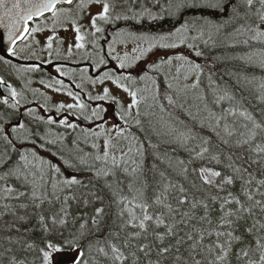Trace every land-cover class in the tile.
<instances>
[{"label":"snow or ice","instance_id":"snow-or-ice-1","mask_svg":"<svg viewBox=\"0 0 264 264\" xmlns=\"http://www.w3.org/2000/svg\"><path fill=\"white\" fill-rule=\"evenodd\" d=\"M59 2L60 0H45L40 5H30L19 18H31L34 10L42 12L44 9L52 10L53 16L58 18L55 6ZM73 2L74 0H63L67 5H72ZM4 3L5 0H0V6ZM92 3L102 6L100 12L91 16L90 26L94 29L92 35L95 36L103 31L97 26L98 21H109L116 4L114 0H80L79 7L83 10ZM256 4L260 7L256 8ZM169 7L175 8L177 13L196 9L227 13L231 9L232 19L244 21L235 29L238 35L251 32L253 35L250 39L264 41V0H241L240 4L236 0H170ZM20 8L18 0H14L8 12ZM114 18L120 19L121 16L116 14ZM124 19L128 17L124 16ZM15 30L13 24L10 39ZM74 30L75 47L82 49L85 45L81 42L84 40L81 28L77 26ZM186 31L187 25L176 29L177 34ZM202 36L203 32L200 37L193 39ZM185 39L181 35V43ZM208 39L212 40V36L209 35ZM48 40V47L51 48L53 37H48ZM243 43L247 44L248 40L245 39ZM160 46L177 47L176 44ZM151 47L153 46L142 51L141 56L150 51ZM136 50L133 49L134 52ZM112 51L114 49L109 51V56ZM9 54L15 55V50L10 49ZM196 55L201 53L197 52ZM112 59L119 61V69L130 66L126 63L129 59L127 53L123 57L112 56ZM139 59L140 56L134 57V60ZM177 59L186 60V57L178 56ZM106 63L101 57L100 64ZM168 63H171L170 59ZM189 68L196 73L202 71L199 64L191 62ZM121 79L131 77L117 76L113 79L105 72L100 83L112 80L117 87L129 91L120 83ZM0 83H3L2 79ZM198 84L199 75L191 88L195 89ZM260 88L264 89V83L260 84ZM129 94L132 96V103L128 105V112L120 114L121 119L130 116V110L138 104L136 92ZM17 95L13 89L11 96L15 102L9 105L8 99L2 101L9 109L16 111L10 114L0 113V201L15 202L0 203V218L8 215L12 217L10 222L4 220L0 223V264H28L20 254L33 250L40 253L41 264H54V254L64 250L65 241H68L69 249L75 245L71 264H92L87 259L89 255L93 257L95 264H264V119L257 120L247 109L237 108L235 105L221 109L219 113L205 105L206 115L203 120L208 121L207 126L212 129L215 142L212 137L199 136L188 127L170 128L168 134L176 143L185 147L189 153L188 160L177 159L173 162L171 157L165 159L155 155L156 162L150 167L145 165L143 144L136 143L134 147L128 146L125 149L120 141L129 140V137L125 135L123 127L114 125L116 136L112 137L109 130L100 124L97 126L100 130L93 131L92 135L96 138L105 137L103 151L92 157L94 163L88 169L93 170V179L104 182L103 188L96 189L91 180L86 184L77 175L61 179V167L50 162V170L46 173L43 169L45 162L42 161L40 165L34 162L39 159L35 151L29 153L19 147L28 142L35 144L34 137L38 133L21 120L12 123L19 115L20 102L16 100ZM68 95L73 96V93L69 92ZM108 98V88L103 89V95L95 97L97 100ZM74 99L77 103H61L57 112L65 107L84 109L85 105L79 101L78 96H74ZM112 99L115 101L116 98L113 96ZM233 99V95L224 91L213 102L219 104ZM261 99L264 100V96ZM168 102L173 104L176 101L168 97ZM27 112L31 114L33 109H28ZM91 115L102 119L99 110L94 109ZM35 119L39 122L44 117ZM192 119L195 121L196 116ZM203 120L200 124L202 128L205 126ZM47 123L52 124L54 121L49 117ZM136 123L139 124L140 121L137 120ZM60 124L68 128L76 127L68 124L66 119L60 120ZM135 139L131 138L132 141ZM48 143L55 144L56 141ZM92 147L99 148V145L94 143ZM14 156L16 159H13ZM76 159L81 164L85 163L82 157ZM95 162L101 166L96 167ZM63 163L69 169L83 170L68 160ZM160 164L165 167L161 169ZM53 172L56 174L55 179ZM105 190L117 209L116 219L111 224L105 219L107 213L104 196L101 195ZM73 201L85 207L98 201L101 206L95 207L94 213L86 219L73 218V223L80 220L79 227L68 237H64L56 226L63 227L69 223V207ZM45 204L48 205L47 210L43 207ZM56 205H59L58 209ZM29 208L33 211L39 209L35 218L45 233H59L61 239L53 241L44 238L43 247L38 249L33 242L25 239L28 229L21 232V228L33 218ZM105 228L108 229L107 235L101 239L96 234L103 232ZM84 241H87V245ZM85 246L89 249L88 253L82 250Z\"/></svg>","mask_w":264,"mask_h":264},{"label":"trees","instance_id":"trees-1","mask_svg":"<svg viewBox=\"0 0 264 264\" xmlns=\"http://www.w3.org/2000/svg\"><path fill=\"white\" fill-rule=\"evenodd\" d=\"M119 10H124V3L122 0H114ZM163 5V10L161 11L160 5ZM167 3L170 0H144V19L131 20L120 19L117 20L121 24V30L129 29L134 32H144V35L155 38V37H165L168 38L172 34L176 33V29L181 28L187 21H205L212 25V29H219L221 32V37H216L212 40L210 46L198 45L194 47H180V48H164L159 51L158 48H152L148 51L144 57V73L151 76L153 75L154 81L156 82V101L159 106H156V110L152 111L147 117L144 118V125L142 128H138L135 124L131 122H124L123 129L125 130V135L129 137V140H121V146H135L136 143L143 144V149L145 152V165L150 167L155 161V155H160L161 157L167 159L171 157L173 162L177 159L188 160L189 153L185 147L176 143L173 137L168 134L170 128H191L194 133L202 137H212L215 142V136L212 129L209 128L208 121L203 120L206 115L205 105L208 109L219 113L221 109H227L228 107L235 105L237 108H244L251 112L257 120L264 119V100L261 99L264 96V89L260 88V84L264 83V41H256L250 39L253 35L251 32L246 33L241 36L235 32V29L244 23L243 20H234L231 18V9L227 13L224 12H208L196 10H185L177 13L176 10L168 11ZM237 4L241 3V0H236ZM259 8V4L255 5ZM127 11V10H125ZM123 11V12H125ZM243 15V9L241 12ZM264 27V26H262ZM247 39L248 43L245 44L243 41ZM200 52L201 55H196ZM176 54V55H175ZM177 54L186 56L190 58L194 64H199L202 71L196 73L199 75L198 86L191 91H179L177 94L175 92V86L171 79L162 71L158 69L157 71L153 69V65L159 63V55L163 59L166 57H175ZM155 56L153 60V57ZM152 57V58H151ZM133 69V70H131ZM137 67H128V70L134 71ZM196 83V80L195 82ZM171 85V87H169ZM224 91H228L233 95L234 99L229 102L228 100L221 101L219 104H215L214 98L217 95H222ZM186 92L185 94H182ZM168 97H171L174 101L173 104H169ZM203 97V99H201ZM182 105V106H181ZM160 107L159 110L157 108ZM161 113H165L166 117L169 118L171 124L163 125L160 123L158 117ZM196 116V120L192 119ZM232 119L231 117L229 118ZM104 120V119H103ZM102 120L101 124L104 125L106 129L109 130V134L112 137L116 136L115 131L112 132ZM205 126L202 128L200 126L201 121ZM91 127V123L88 125ZM100 130V129H99ZM77 134H83L82 128L78 130L65 131L58 125H45L41 131H37L36 143L31 142L20 145L21 149L26 152L35 151L39 159L34 162L37 165L43 163V169L47 173L50 170V164L57 165L61 167V176L63 179L70 175H77L79 178L83 179L87 184L89 180L92 181V185H95L96 189L103 188V180L93 179V170H88L89 166L93 165L94 161L92 157L98 152L103 151V140L105 137L97 138V145L99 148H93L92 137L88 134H83L86 138H82L81 135L76 140V144L71 149H67V145L64 144L66 138L68 139V134L72 132ZM75 133V134H76ZM76 134V135H77ZM135 137V141L131 138ZM91 139L90 144L87 145L86 139ZM54 140L55 144H50L48 141ZM69 140V139H68ZM70 141V140H69ZM155 147H152V146ZM59 150V151H58ZM55 153V155H54ZM76 157H82L85 161L81 164L79 159ZM32 159V157H29ZM13 159H16L14 156ZM68 160L77 166V168L83 169L78 171L76 168H67L63 161ZM50 162V164L48 163ZM96 167L101 165L98 162ZM199 162H197L198 164ZM196 166V165H193ZM164 164H160V168L163 169ZM53 178H56V174L52 173ZM121 179L123 177L121 176ZM9 183H14V181H9ZM90 185V187L92 186ZM104 196V206L106 209L107 216L105 217L108 224L116 219V206L111 203V198L107 194L106 190L101 193ZM0 203L14 204L12 200L0 201ZM69 212L71 216L69 217V223L66 226L56 227L63 232L64 237H68L69 234L75 231L79 227L80 220L77 219L73 223V218H88L94 213V208L101 206L97 201L93 205L87 207L79 204L77 202H70ZM44 209H48V205L45 204ZM59 205H56L58 209ZM29 213L32 215L30 223L24 225L21 228V232L25 229L28 231L25 233V239L29 242L35 244V248L43 247V240L47 238L49 240H59L61 237L59 233L53 234L51 231L45 233L44 230L38 225V221L35 218L36 212L39 209L33 211V209H28ZM22 214V213H21ZM4 220L9 222L12 220L10 215L0 218V223ZM108 229L99 234H96L101 239L107 235ZM15 239V234H13ZM87 245V241L83 242ZM68 241L64 243V250L62 252H69L75 255V245L71 249L67 247ZM86 253L89 252L87 246L83 249ZM94 253V248L92 249ZM21 258L26 259L28 264H41L40 253L36 250L31 252L21 253ZM92 264L95 261L91 255L87 257ZM103 260V258H101ZM71 264V263H69Z\"/></svg>","mask_w":264,"mask_h":264},{"label":"flooded vegetation","instance_id":"flooded-vegetation-1","mask_svg":"<svg viewBox=\"0 0 264 264\" xmlns=\"http://www.w3.org/2000/svg\"><path fill=\"white\" fill-rule=\"evenodd\" d=\"M79 5L80 1L75 0L72 5L57 6L56 11L78 7V14L72 15L65 22L57 23L55 21L52 24L49 19L53 14L30 22L27 35L12 48L15 50V55H10L9 51L0 50V58H2L0 59V79L3 80V83H0V113L10 114L16 111L2 103L4 99H8L9 105L15 102L11 96V91L14 89L18 93L16 100H19L20 103L18 106L19 115L12 120V123L21 120L35 131L39 129L41 131L45 125H50L47 120L51 117L54 121L51 125H58L65 131L82 128L81 133L91 136L94 144L97 143V138L92 135V132L99 131L97 126L101 124L102 120L92 117L91 113L94 109L99 110L100 104H104V109L109 107L107 112L116 126L124 127L116 100L95 99L96 96L101 95L100 78L109 70L116 73V77L137 78L144 73V61H141V58L135 65L137 69L134 71H131L133 69L128 70V67L119 69L115 66L112 54L109 56L108 53L110 46L115 41V32L121 29V24L119 22L109 24L103 33L93 36L94 29L91 28L90 21L91 16L95 14L93 12L87 14L89 7L81 10ZM77 26L81 28V34L84 36V40L81 42L85 45L82 48L85 55L79 59L76 56L77 48L75 47L76 32L74 29ZM97 26L100 27L99 22ZM48 37H53L51 48L48 47ZM70 47L71 52H69ZM100 56L107 61L106 64H100ZM21 67L31 69L22 72ZM67 69L71 73L65 72ZM57 81L61 83H57ZM104 82H109V80ZM120 88L123 89V87ZM69 92L73 93V96H69ZM74 96H78L79 101L86 108L81 110L65 107L57 112V107L61 103L65 105L77 103ZM28 109H33V112L28 114ZM113 111L122 121L119 125L116 124ZM99 112L101 116V110ZM109 116L107 114L103 116L106 125L108 124L106 119ZM36 117H44V119L37 122ZM62 119H66L68 124H74L76 127L68 128L61 125L60 120ZM89 123H91V127L88 126ZM75 133L73 131L68 134V139L71 142L76 143L80 135L83 139L86 138L83 134L76 133V135ZM90 140V138L86 139L87 145L90 144Z\"/></svg>","mask_w":264,"mask_h":264},{"label":"rangeland","instance_id":"rangeland-1","mask_svg":"<svg viewBox=\"0 0 264 264\" xmlns=\"http://www.w3.org/2000/svg\"><path fill=\"white\" fill-rule=\"evenodd\" d=\"M80 1V0H79ZM124 3V10H119V7L116 5L115 12L113 13L112 18L109 19V21L104 22V21H98L100 27L103 29L101 33L104 32L105 28L109 24H116L120 19H123L124 16L129 17L131 20H140L144 19V0H135L133 3V0H122ZM170 3H167L166 7L168 11H174L175 8H170L169 7ZM78 5V4H76ZM101 5H94L92 3L89 8H87V14H97L98 12L101 11ZM161 11L163 10V5L161 3L160 5ZM78 7H74L73 9H60V10H67V12L62 13L60 10H57L58 12V18L51 16L49 21L52 22V24L56 21L57 23H62L63 21L67 20L68 18H71L72 15L78 14ZM130 9V10H129ZM127 10V11H125ZM125 11V12H123ZM120 14L121 18L120 19H115V15ZM186 25V24H185ZM184 25V26H185ZM182 26L181 28H183ZM120 30V31H119ZM118 32H115V41L111 45V50L112 51V56H121L123 57L125 53L128 54V63L130 66L129 67H134L140 60L141 58L144 59L143 56L148 52H144V55L141 56V52L144 51L145 49H148L150 45H152V48H158L159 51L163 50L165 47H161V44H176L177 47L174 48H180V47H188V45H193L197 46L202 45V46H210L212 43V40L216 37H221V32L219 29H212V25H210L209 22L205 21H195V20H190L187 21V31L183 32L182 34H172L168 38H165L163 40L160 39V37H149L144 35V32H134L129 29H119ZM203 32V36L201 38L193 39L194 37H200V33ZM181 35L186 37L183 43H181ZM209 35L212 36V40H209L208 37ZM207 41V43H205ZM167 48H173V47H167ZM133 49H137L135 52ZM109 48V51H111ZM162 52V51H161ZM85 55V52L82 51V49H77L76 56L79 58H82ZM176 55V54H175ZM140 56L139 60H134V57ZM178 56H183L180 54H177L175 57H166L163 59L161 55H159V63L153 65V69L156 71L160 69H164V73L171 79L172 83L175 86V92L179 94V91H191L190 85H192L195 80H196V72H193L189 68V62L191 64H194L193 61L190 60V58L186 57V60H179L177 59ZM102 56H100L99 59H101ZM153 60L155 61L154 57L152 56ZM151 57V58H152ZM169 59L171 60V63H168ZM114 60V65L118 67L119 61ZM144 61V60H141ZM119 68V67H118ZM31 68H24L21 67V71H28ZM67 73H71L69 69L65 70ZM112 77H116V73H114L112 70L107 71ZM103 76V75H102ZM129 77V76H128ZM143 77V79H141ZM187 77V78H185ZM121 84L124 85L129 91H125L124 88L117 87L116 84L112 83V80H109V82H103L101 83V95H103V89L105 86L106 88L109 89V98L112 99L114 96L116 101H119L117 103L118 111L120 114L122 112H128V105L132 103V96L129 94L130 92H136V99L138 101L137 106H134L130 112L131 115L125 117V119H121L129 123L131 122L135 124L138 128H142L144 125V118L147 117L149 114L152 113V111L156 110V106H159L157 101H156V82L154 81L153 75L149 76L146 73H142L141 76L139 77H131V79H121ZM185 86H188L187 88ZM186 92H183L182 94H185ZM86 108V107H85ZM99 110H101V117L103 120V116H106L108 114V109L109 107H106L104 109V104L99 105ZM160 107L157 108L159 110ZM105 110V111H104ZM139 113V115H137ZM112 117L109 116L107 120V126L110 129V131L114 132L113 126L115 125L114 120L111 119ZM160 123H162L164 126L171 124L170 120L168 117H166L165 113H161V116L158 117ZM139 120L140 123L137 124L136 121ZM62 125V124H61ZM66 126V125H64ZM64 144L67 145V149L73 148L76 143L69 141L67 138L64 141Z\"/></svg>","mask_w":264,"mask_h":264},{"label":"water","instance_id":"water-1","mask_svg":"<svg viewBox=\"0 0 264 264\" xmlns=\"http://www.w3.org/2000/svg\"><path fill=\"white\" fill-rule=\"evenodd\" d=\"M13 2L14 0H5L4 5L0 6V50L5 52L12 49L26 36L29 30L28 24L30 22H32L34 19H39L45 15L53 13L50 9H44L42 12L34 10L31 18H19L28 6L40 5L41 3L45 2V0H18V2L21 4V8L18 10H13L12 12H8V10L12 8ZM60 4L65 3H63V0H60V2L56 4L55 8ZM13 24H15L16 30L10 39L9 33L12 30ZM25 29L27 30L25 31ZM113 114L115 116L116 123L119 124L120 119H118V115H116L114 111ZM54 255V264H69L71 263V259L74 256L69 252H60Z\"/></svg>","mask_w":264,"mask_h":264}]
</instances>
